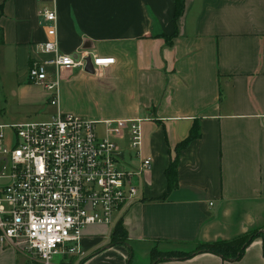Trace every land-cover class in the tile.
I'll list each match as a JSON object with an SVG mask.
<instances>
[{
  "label": "crops",
  "instance_id": "1",
  "mask_svg": "<svg viewBox=\"0 0 264 264\" xmlns=\"http://www.w3.org/2000/svg\"><path fill=\"white\" fill-rule=\"evenodd\" d=\"M42 7L56 10L62 51L88 40L84 51L115 61L94 73L62 71L60 110H69L68 89L86 80L87 98L102 97L107 108L79 114L98 121L99 134L103 119L140 118L141 156L151 157L133 179L139 195L112 228L89 225L80 251L49 264H264V0H185L175 19L172 0H0V64L11 57L23 67L11 91L30 107L49 106V94L26 78L29 60L46 57L37 46L47 37ZM13 120L0 114V123L24 122ZM195 121L200 136L180 150L177 184L163 196L165 169ZM128 136L117 144L133 169ZM120 217L126 236L114 242ZM247 233L254 238L237 258L198 249ZM42 263L0 242V264Z\"/></svg>",
  "mask_w": 264,
  "mask_h": 264
},
{
  "label": "built area",
  "instance_id": "2",
  "mask_svg": "<svg viewBox=\"0 0 264 264\" xmlns=\"http://www.w3.org/2000/svg\"><path fill=\"white\" fill-rule=\"evenodd\" d=\"M38 15L47 37L37 46L46 57L29 60L26 78L43 87L56 112L42 121L0 123V242L49 264L54 255L80 251L79 240L89 225L111 224L136 200L133 179L150 167L151 157L141 156L140 118L103 119L102 134H97L98 121L60 110L62 71L83 70L88 54L94 67L115 61L83 49L76 57L65 53L59 47L55 8L42 7ZM125 130L128 148L139 159L137 168H126L118 149Z\"/></svg>",
  "mask_w": 264,
  "mask_h": 264
},
{
  "label": "rangeland",
  "instance_id": "3",
  "mask_svg": "<svg viewBox=\"0 0 264 264\" xmlns=\"http://www.w3.org/2000/svg\"><path fill=\"white\" fill-rule=\"evenodd\" d=\"M5 64H0V114L2 115V118H8L9 120L14 118L13 121H42L44 119H48L50 112L53 110L55 111V107L50 105L49 102L47 106L44 101L42 103H39L35 107L30 106H24L21 103V100H18L16 98V95H14L11 91V89L15 88V84L17 83V79L22 78L23 74L21 76V71L23 70V67L20 66L19 68L16 67L14 63L13 58L6 59ZM77 70H81L80 68H77ZM27 74V73H26ZM81 81L84 83V88H79L77 85L72 86L70 89H68V95L66 97V101L64 102V107H69V110L64 111L68 113L69 112H75L74 114L78 113L77 115L86 118V116L79 114L81 109L79 107L93 109L95 111H100L101 109L107 108L106 101L104 98H98L97 101L94 97V99H89L86 96V91L88 90L86 80L81 79ZM60 99V97H59ZM61 101V100H60ZM66 105V106H65ZM31 108L33 110H38L37 113H33L31 111ZM79 109V111H78ZM3 122H8L3 119ZM96 132L99 134L100 129L96 127ZM5 133L10 134L9 129H5ZM125 143V142H124ZM124 160V159H123ZM121 168H124V165L119 164ZM110 225V228H112V224ZM109 225H90L92 228L95 229H103ZM109 230V228L107 227ZM43 264V263H42Z\"/></svg>",
  "mask_w": 264,
  "mask_h": 264
},
{
  "label": "trees",
  "instance_id": "4",
  "mask_svg": "<svg viewBox=\"0 0 264 264\" xmlns=\"http://www.w3.org/2000/svg\"><path fill=\"white\" fill-rule=\"evenodd\" d=\"M173 1V18H177L178 16L182 15L183 8H184V2L185 0H172ZM174 34V33H173ZM171 34V36L173 35ZM171 36H166L165 40L170 42ZM190 134L188 137L180 142L177 143L175 146V156L174 158L169 162V166L165 169V179H167V189L164 192V195H166L167 191H169L172 187H174L177 184V178H176V170H177V161H178V155L180 150L186 146L190 141H192L193 138H196L200 136L199 133V124L195 121L190 129ZM162 196V197H163ZM114 229L111 234V240L115 242L119 237L126 236L125 231L123 230L122 225V217H120L116 223L114 224ZM123 230V233H122ZM254 238V235L251 233L240 235L237 238L229 239V240H221L216 241L209 244H203L198 249H203L206 251H212L219 255H221L223 258L225 257H233L237 258L240 257V255L243 253V248Z\"/></svg>",
  "mask_w": 264,
  "mask_h": 264
},
{
  "label": "water",
  "instance_id": "5",
  "mask_svg": "<svg viewBox=\"0 0 264 264\" xmlns=\"http://www.w3.org/2000/svg\"><path fill=\"white\" fill-rule=\"evenodd\" d=\"M82 47H83L82 49H84V48H90L91 46L89 44V41L88 40H85L84 41V44L82 45ZM74 57H76V54L75 53H74ZM85 61H86V63H85V66H84L83 70L84 71H87L89 73H94L95 70H94L93 63L91 61V58H90V55L89 54L85 56Z\"/></svg>",
  "mask_w": 264,
  "mask_h": 264
}]
</instances>
